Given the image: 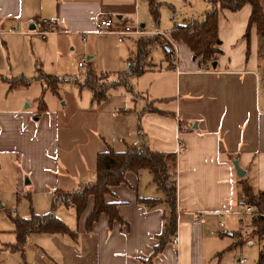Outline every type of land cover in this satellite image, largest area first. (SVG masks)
Segmentation results:
<instances>
[{"label": "crops", "instance_id": "crops-1", "mask_svg": "<svg viewBox=\"0 0 264 264\" xmlns=\"http://www.w3.org/2000/svg\"><path fill=\"white\" fill-rule=\"evenodd\" d=\"M152 2L159 10L156 21L149 0H0V36L83 39L95 35L98 19L110 18L118 27L138 22L149 30L147 37L128 36L137 44L141 38L153 40L154 32L169 35L175 27L201 21L210 10L207 0ZM249 15L248 5L217 12L218 53L208 65L192 58L181 41L176 57L158 40L147 47L144 64L153 49L165 65L150 69L156 77L148 87L151 101L137 111L134 131L121 126L112 136L96 133L89 141L82 131L73 135L71 121L45 111L44 104L36 117L21 97L0 96V194L32 183L40 206L32 198L31 210L40 215L45 214V193L49 210L54 191L73 192L93 183L96 156L107 148L120 152L126 145L144 144L161 152L176 182L175 232L158 252L156 236L167 206L146 209L138 203L139 198H164L151 174L141 170L126 173L125 183L105 196L116 204L123 224L101 214L86 230L92 197L79 217L72 205L59 204L54 215L76 232L75 238L41 234L39 253L18 264H258L260 245L250 234L251 216L234 213L247 207L242 180L253 193L264 192V39L254 25L248 27ZM104 36L117 41L114 34ZM82 53L86 56L80 54V60L90 65L91 56ZM73 151L76 156L70 155ZM233 161L242 176L236 175ZM15 254L1 248L0 264H16Z\"/></svg>", "mask_w": 264, "mask_h": 264}, {"label": "rangeland", "instance_id": "rangeland-1", "mask_svg": "<svg viewBox=\"0 0 264 264\" xmlns=\"http://www.w3.org/2000/svg\"><path fill=\"white\" fill-rule=\"evenodd\" d=\"M157 15L159 18L158 8ZM83 39L81 41L79 36L66 40L56 35H47L45 40L37 35L32 39L0 36V96L9 93L21 97L28 104L26 110L33 111L36 117L40 113V103L44 104L45 111L63 117L64 121H71L70 132L73 135L82 131V136L89 141L95 138L96 133L112 136L121 126L134 131L138 125L137 111L146 101H151L148 87L156 77L150 69L164 66V62L160 63L162 57L159 58L152 49L148 62L144 64V73L135 75L136 44L128 36L121 43L116 41L115 36L97 34L83 35ZM157 40L163 42L159 37ZM83 50L91 56L90 65L79 67L80 54L86 56ZM128 51L132 52V57ZM129 60L133 68L128 66ZM91 71L108 75L111 80H105V85L118 78L124 79L126 84L111 89L104 101L91 104V94L83 86L87 73ZM75 116L76 120L72 121ZM70 155L76 156L77 153L73 151ZM72 164H76L74 159ZM28 178L25 177L26 180ZM34 194L32 183L5 188L0 194V249L16 243L15 226L9 213L20 218L39 214L31 210L32 198L40 206ZM46 196L45 193V213L49 204ZM41 236L38 233L29 235L23 251L15 254L16 264L22 261L29 263L39 253L37 247L40 246ZM242 257L247 260L249 255L243 254ZM11 258L14 260V257Z\"/></svg>", "mask_w": 264, "mask_h": 264}, {"label": "trees", "instance_id": "trees-1", "mask_svg": "<svg viewBox=\"0 0 264 264\" xmlns=\"http://www.w3.org/2000/svg\"><path fill=\"white\" fill-rule=\"evenodd\" d=\"M207 3L210 10L201 21L193 20L186 26L175 27L169 34L175 42L181 41L187 45L192 53V58H198L199 62L205 65L216 59L219 43L216 37V16L219 10L238 11L244 5H248L250 7L248 27L254 25L259 36L264 39V0H207ZM149 12L153 20L156 21L158 18L157 7L152 0H149ZM155 40H157L156 37L153 40L141 38L137 41L134 58L137 66L133 70L135 75L144 73L146 49ZM161 43L168 46L164 40ZM168 48L170 47L168 46ZM168 59H170L169 56ZM108 77L106 74L87 73L83 86L90 91L93 103L104 101L111 89L126 84L124 79L118 78L115 81L112 80L111 84L105 85V80H111ZM141 170H146L151 174L152 182L163 193L164 198L163 200L139 198L138 203L146 209H152L160 203L167 206V216L163 217L162 231L156 236L158 244L154 248V252H158L163 243L175 232V173L169 170L166 156L163 153L154 152L144 144L126 145L124 150L120 152H115L111 148L99 152L96 156L95 181L84 184L73 192L54 191L49 210L45 214H32L29 218H20L9 213V218L15 226L16 243L5 246L4 249L9 252L23 251L27 238L34 233L66 234L74 239L76 232L69 230L54 215L55 208L59 204L72 205L76 216L79 217L89 197L93 198V207L86 220V230L90 229L92 223L101 214L105 215L110 222L117 221L123 224L117 214L116 204L107 202L105 196L109 194L112 186L125 183L126 173H137ZM241 185L243 205L251 207L254 213L260 214L250 217L249 227L250 234L257 239L260 245L257 262L264 264V192L253 193L243 180Z\"/></svg>", "mask_w": 264, "mask_h": 264}, {"label": "built area", "instance_id": "built-area-1", "mask_svg": "<svg viewBox=\"0 0 264 264\" xmlns=\"http://www.w3.org/2000/svg\"><path fill=\"white\" fill-rule=\"evenodd\" d=\"M44 23L45 22H43V24ZM46 34H47L46 31L40 32V35H42V37H45ZM94 34H98V35L114 34L117 36L118 42H121L125 36L152 35L149 32H145L139 26V24L136 22H134L133 24H130V25H123L121 27H118L114 24V22L110 18L98 19L96 22V25H95ZM153 35L161 37L165 42H167L169 47L171 46V50H172L174 56L176 57V55H177V44L174 40H172L170 38V36L168 34L163 33V32H154ZM84 65H85V61L83 59H81L78 63V66L81 67ZM207 69L209 70V67H207ZM234 213L237 215L245 214V215H249V216H259L260 215L258 213H254L252 208L248 207V206L245 207V209L243 211L234 212ZM197 219H198V217H196V220ZM173 241L176 242V237L173 238ZM238 262L242 263L243 260L239 259Z\"/></svg>", "mask_w": 264, "mask_h": 264}, {"label": "water", "instance_id": "water-1", "mask_svg": "<svg viewBox=\"0 0 264 264\" xmlns=\"http://www.w3.org/2000/svg\"><path fill=\"white\" fill-rule=\"evenodd\" d=\"M163 48L166 49V50H168V46H167V45H164ZM212 67H214V64H212ZM232 166H233V168H234V170H235V172H236V175H237L238 177H240V176L243 175L244 172H243L242 170H240V168H239L237 162L233 161V162H232Z\"/></svg>", "mask_w": 264, "mask_h": 264}]
</instances>
